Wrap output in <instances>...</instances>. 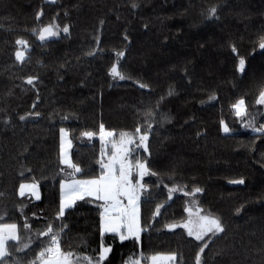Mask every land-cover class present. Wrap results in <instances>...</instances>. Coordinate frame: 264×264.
<instances>
[{"label":"trees","instance_id":"16d2710c","mask_svg":"<svg viewBox=\"0 0 264 264\" xmlns=\"http://www.w3.org/2000/svg\"><path fill=\"white\" fill-rule=\"evenodd\" d=\"M49 24L59 34L40 41L33 29ZM17 39L30 45L22 62ZM261 42L264 0H0V215L33 241L24 252L10 248L9 264H29L49 239L37 233L61 223L60 129L82 169L77 178H92L102 151L108 154L100 149L101 124L113 138L137 127L148 134L147 165L157 175L143 180V230L138 241L102 236L100 202L85 197L65 210L64 251L94 258L103 244L113 248L107 264L141 255L143 262L174 255L171 264H196L207 242L201 264H264V133L248 126H264V104L257 103L264 91ZM113 64L124 80L109 74ZM240 99L247 114L238 117L232 105ZM24 182L38 184L39 200L18 194ZM174 185L200 188L193 198L225 231L197 241L181 227L169 229L185 220L188 201L183 193L168 200ZM158 204L164 207L154 215Z\"/></svg>","mask_w":264,"mask_h":264},{"label":"snow or ice","instance_id":"6c2138e0","mask_svg":"<svg viewBox=\"0 0 264 264\" xmlns=\"http://www.w3.org/2000/svg\"><path fill=\"white\" fill-rule=\"evenodd\" d=\"M136 7V5H133ZM217 9L213 7L210 10V15L215 17ZM39 19V14L37 16ZM68 27H64L63 31L68 32ZM33 34L38 35L40 41H45L48 37L57 36L59 33L56 28L49 24L38 31L33 29ZM17 45H21L27 48L28 41L24 39H17ZM260 47L264 49V42L260 43ZM232 51L236 52L237 49L233 45ZM16 59L18 61L24 60V51L17 50ZM117 61L119 58L124 56V53L117 52ZM246 60L241 57L239 59L238 69L241 73L245 71ZM109 74L114 78L124 80L126 77L122 72L118 70L116 64H113L110 68ZM34 77H29L27 80L28 84L33 83ZM141 88L146 85L141 84ZM171 95V91L169 92ZM210 99H215L214 96ZM258 104H264V92L260 94V98L257 101ZM235 110L236 116H242L247 114L244 99L238 100L232 105ZM31 115V114H29ZM36 115H39L36 113ZM21 120L25 117L21 116ZM223 131L228 133L230 131L227 124L221 121ZM249 127H253L254 131L264 133V126L261 128H255L251 122L248 124ZM84 136L92 138L95 133L85 132ZM139 136V146H143L144 151H148L147 140L148 134L144 132L141 134V128L137 127L134 133L129 134L126 132L120 133L119 141L113 140L112 152L108 159L105 161L101 153L100 163V174L89 179H79L77 174L82 172L81 167L78 164L72 162L69 153L66 149L70 147L71 142L67 140V132L65 129H60L61 139V152H60V163L66 165V168H61L60 171L64 173V178L60 180V202L58 212L56 214V220L61 221L58 228L54 230L53 224L48 223L46 230L39 231L37 237H48V242L45 246L41 247L35 258L29 262V264H107L109 261L110 254L113 251L111 245L101 244L98 249V257L93 260L91 257L81 258L79 255L74 254L72 251H64L61 246V238L65 232L67 225L62 223V218L65 215V210L75 205L76 201L84 200L85 197H92L95 201L101 202L98 207L100 211V232L103 236L104 233H112L119 237L121 242L134 238L139 240L140 233L142 232L141 216H140V197L141 193L146 189V185L143 183L146 175L156 176L157 173L152 172L148 167L147 163L142 160L130 159L129 145L136 142V137ZM115 133L112 131H105L104 126L100 125V139L105 141L106 138H113ZM102 147L104 145L102 144ZM162 182V181H161ZM234 183H244L243 180L234 181ZM167 187V185H165ZM28 189L35 195L36 199L39 200L40 196L38 193L37 184H21L19 186V195L23 197L25 190ZM177 191L183 192L185 196H195L196 193L201 192L200 188H195L193 191L188 192L179 186H173L168 189V200H171L173 194ZM164 207L163 204L156 206L154 215L160 214V209ZM195 209V211H193ZM189 213V218L182 224H169V229L184 228L187 231V235L194 237L197 241H204L205 237L216 236L219 233H223L225 228L220 219L213 217L208 214H201L202 209L196 205L193 200L191 206L185 209ZM239 211V210H238ZM5 219L4 215H0V264H9L7 257L12 255L10 248H15L17 252H24L26 249H30L33 243L31 237H28L25 242L20 233V226L17 223L3 222ZM25 231H31V225L25 221L23 224ZM14 241L15 244L10 245L9 242ZM208 247V243L205 242L200 247L199 252L196 256V264H201V254L204 253ZM143 259L142 255L139 259L129 257L124 264H141ZM160 258L153 256L151 258L152 264H158ZM165 259L173 260L175 256H169ZM12 264H20V260L17 259Z\"/></svg>","mask_w":264,"mask_h":264},{"label":"rangeland","instance_id":"374dc122","mask_svg":"<svg viewBox=\"0 0 264 264\" xmlns=\"http://www.w3.org/2000/svg\"><path fill=\"white\" fill-rule=\"evenodd\" d=\"M29 49H30V45L28 44L27 45V48H24L23 46H21V45H17V49H16V51L17 50H21V51H24V58L26 57V53L29 51ZM16 53V52H15ZM15 57H16V55H15ZM118 67V66H117ZM118 70H119V68H118ZM114 80H118V81H120V79H118V78H116V79H114ZM262 92H264V91H262ZM261 92V93H262ZM260 93V94H261ZM260 94H259V96H258V99L260 98ZM258 99H257V101H258ZM106 131V130H105ZM66 132H67V130H66ZM134 133V132H133ZM144 132H141V134H143ZM129 134H132V133H129ZM84 138L86 139V140H89V141H91L93 138H94V136L92 137V138H88V137H86V136H84ZM119 138H120V135L118 136V137H116V138H106L105 139V141H101V139H100V133H99V135H98V139L100 140V149H101V151H102V149H105L107 152H108V154H104V156L108 159V157L110 156V154H111V152H112V142H113V140H115V141H119ZM67 140L68 141H70L71 142V140H70V137H69V133L67 132ZM102 144L104 145V147H102ZM146 144H147V142H146ZM138 145H139V136L137 135V137H136V142L135 143H133L132 145H129L128 147H129V149H130V159H133V160H142V161H145L146 163H147V160H148V156H149V153H148V151H144V149H143V146H139L138 147ZM147 148H148V144H147ZM66 149H67V151H68V153H69V156H70V152H71V145H70V147H67V145H66ZM60 152H61V139H60ZM63 165V164H62ZM64 166V168H66V165H63ZM148 175H146L145 177H147ZM144 177V178H145ZM79 179H89V178H79ZM35 182H24V183H22V184H26V185H31V184H34ZM144 183V182H143ZM35 184H37V183H35ZM38 185V184H37ZM38 193L40 194V191H39V187H38ZM178 193H183V192H180V191H177V192H175L174 194H178ZM18 194H19V189H18ZM173 194V195H174ZM25 195H28L29 197H32V198H35L36 199V197H35V195H33L32 194V192L31 191H29L28 189H26L25 190ZM142 195H143V192L141 193V197H142ZM140 197V198H141ZM92 198V197H91ZM195 201L196 202V200L193 198V196H188V201H187V203H186V206H185V209L187 208V207H189V206H191V204H192V201ZM101 203V202H100ZM196 205H198L197 204V202H196ZM199 207V206H198ZM200 208V207H199ZM201 209V208H200ZM193 211H195V209H193ZM202 215L203 214H206V213H204L203 211H202V213H201ZM208 215H210V214H208ZM211 216H213V217H216V216H214V215H211ZM189 218V213L186 211V218H185V220L183 221V222H181V223H179V224H182V223H184V222H186V220ZM217 218V217H216ZM182 228V227H181ZM184 229V228H183ZM185 230V229H184ZM186 231V230H185ZM187 232V231H186ZM105 234V233H104ZM109 234H112V233H109ZM192 238H194V237H192ZM195 239V238H194ZM81 258H83V257H85V255H79ZM88 257V256H87ZM98 256H96V257H94L93 258V260L94 259H96ZM157 257L158 258H160L159 259V261H158V264H171V262H170V260H168V259H165L166 257H168V256H159V255H157ZM84 264H87V262L85 261L84 262ZM141 264H152V260L150 259L148 262H143V261H141Z\"/></svg>","mask_w":264,"mask_h":264},{"label":"water","instance_id":"95a60500","mask_svg":"<svg viewBox=\"0 0 264 264\" xmlns=\"http://www.w3.org/2000/svg\"><path fill=\"white\" fill-rule=\"evenodd\" d=\"M56 2H57V0H43V3L47 4V5H54V4H56ZM38 14H39V19H40V17L43 15V11L40 10ZM38 14H37V16H38ZM39 19H37V17H36L37 21H39ZM52 38L53 37H48L46 39H52Z\"/></svg>","mask_w":264,"mask_h":264},{"label":"crops","instance_id":"0c3cea01","mask_svg":"<svg viewBox=\"0 0 264 264\" xmlns=\"http://www.w3.org/2000/svg\"><path fill=\"white\" fill-rule=\"evenodd\" d=\"M94 199V198H93Z\"/></svg>","mask_w":264,"mask_h":264}]
</instances>
